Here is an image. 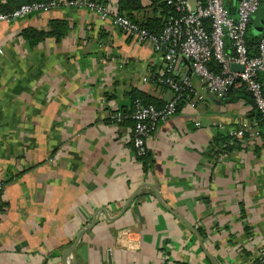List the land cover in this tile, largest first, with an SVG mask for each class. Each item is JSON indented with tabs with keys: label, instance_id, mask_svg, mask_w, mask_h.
<instances>
[{
	"label": "crops",
	"instance_id": "1",
	"mask_svg": "<svg viewBox=\"0 0 264 264\" xmlns=\"http://www.w3.org/2000/svg\"><path fill=\"white\" fill-rule=\"evenodd\" d=\"M225 1L236 15L238 0ZM143 3L139 23L168 19L161 1ZM54 19L69 22L63 39H24L25 28L48 30ZM251 29L264 35V0ZM165 66L163 54L87 9L0 25V264L260 261L264 129L250 99L193 96L152 132L147 163L132 123L109 120L113 103L130 108L134 89L165 104L173 92L143 81ZM184 73L193 74L188 61L176 69ZM243 122L250 128L234 144Z\"/></svg>",
	"mask_w": 264,
	"mask_h": 264
},
{
	"label": "built area",
	"instance_id": "2",
	"mask_svg": "<svg viewBox=\"0 0 264 264\" xmlns=\"http://www.w3.org/2000/svg\"><path fill=\"white\" fill-rule=\"evenodd\" d=\"M176 8L178 15H171L166 20L163 31L159 34L150 32L125 15H121L109 4L94 0H61L49 3L35 2L24 4L10 13L0 12V25L12 24L24 20L36 13L48 12L56 7L87 9L97 14L104 22H109L133 40L136 45H149L163 54L166 66L157 72L156 81L152 75H145L144 82H154L157 86H166L173 96L162 108L154 105L135 104L132 113L134 133L131 141L137 157L148 153L147 143L161 122L167 121L177 113L181 94L176 76L177 67L188 61L193 74L184 73L180 82L194 92L197 99H203L205 93L226 99L231 89L245 88L251 93L261 120L264 121V83L258 78L264 74V35L258 45V55L252 56L247 45L249 24L258 12L263 0H238L236 15H232L225 0H167ZM231 41L233 53L227 51V41ZM219 62L221 74L212 72L208 63ZM232 64L243 66V71H233ZM200 81V85L195 80ZM201 87V89H200ZM199 94V95H198ZM109 120L119 125L126 118L123 109L113 103L110 107ZM250 128L248 123H241L232 135L243 138ZM4 182L0 181V192ZM124 234L120 238L124 244ZM127 250L128 247H121ZM260 261L264 263V251Z\"/></svg>",
	"mask_w": 264,
	"mask_h": 264
},
{
	"label": "trees",
	"instance_id": "3",
	"mask_svg": "<svg viewBox=\"0 0 264 264\" xmlns=\"http://www.w3.org/2000/svg\"><path fill=\"white\" fill-rule=\"evenodd\" d=\"M52 1H61V0H6V2L1 5L0 12L10 13V12H13L14 10L18 9L19 7H21L24 4H31V3H35V2L49 3ZM152 1H154V2L155 1H161L160 4L163 7V9H165L164 14H165V16H167V18H169L171 15H178L179 14L176 12L175 6L172 4H169L167 0H152ZM99 3H102V2H99ZM103 4H107V3H103ZM261 6H262V4L260 5V7ZM144 8H146V5H144L143 0H119V6H118L117 11L119 14L129 17L134 22H136L139 25H141L142 27L148 29L150 32L155 33V34L161 33L163 31V29L165 28L166 21L154 20V22L152 24L150 22H148L149 24L148 23L142 24V23H139L138 21H136L134 19V17H133L134 12L141 11ZM229 10H230V8H229ZM258 12H259V10H258ZM231 14L234 15L233 12H231ZM68 31H69V22L67 20L54 19V20H51L50 27L48 30H38V29L29 27V28H25L22 31V35H23L24 39L32 47H34V46H37L40 43L46 41L49 38H53L57 41H60L61 39L64 38V36L67 35ZM246 39H247V45L249 47L251 55L252 56L258 55V45H259L261 37H259V35H256L254 33L253 29H251V23L249 24V27L247 30V38ZM227 51L230 53L234 52V49L232 48L230 40L227 41ZM208 67L212 72H215L217 74H221L223 71L222 65L219 62H217L216 60H212L211 62H209ZM157 77H158L157 73L153 72L152 81H156ZM172 77L179 83V87L181 88L178 91V93L182 95L181 99L178 102V107H177V111H179V109L181 108L182 105H184L187 101H190L193 99L194 92L190 91L189 88H186V86L180 82L181 79L179 76L173 75ZM258 78L264 83V74H260ZM163 87H166V86H163ZM166 88L169 89V87H166ZM128 94H129V98L131 100V106H130V108H127V107L121 108V109H123V112H124L126 118L119 125L123 127L125 124L129 125V123H132V126H133L132 135H133V133H134V121H133L131 116H132V113L135 109L136 103H141L143 105H154L158 108H162L166 103L164 104L158 98H156V97H154V96H152V95H150L144 91L137 90V89H134L133 91L129 92ZM233 96H236V97L241 96V97L248 98V99L252 100L251 93L249 91H247L245 88L231 89L228 92L227 97H233ZM256 116H257L256 118L258 120H260L259 123H260L261 129H264V121L261 120V117H260V114L258 111H257ZM229 138L234 139L233 140L234 144H236V140H235V137L233 135L232 136L230 135ZM147 154L145 156L138 157V159L141 161H145ZM145 163H147V162L145 161ZM6 206H7V204L4 202V199H3V192H0V215L4 212V210L6 209ZM255 264H263V263L261 261H257Z\"/></svg>",
	"mask_w": 264,
	"mask_h": 264
},
{
	"label": "water",
	"instance_id": "4",
	"mask_svg": "<svg viewBox=\"0 0 264 264\" xmlns=\"http://www.w3.org/2000/svg\"><path fill=\"white\" fill-rule=\"evenodd\" d=\"M231 69L233 70V71H243V66H241V65H238V64H232L231 65ZM238 98V97H237ZM226 100V99H225ZM224 99H221V101H225ZM231 101H233V100H231ZM251 102H252V104H253V106H254V108L256 109V106H255V104H254V102L252 101V100H250ZM257 110V109H256ZM70 253V251L67 253V254H69ZM68 256V255H67ZM65 264H73V262H71V261H69V260H66L65 261Z\"/></svg>",
	"mask_w": 264,
	"mask_h": 264
},
{
	"label": "rangeland",
	"instance_id": "5",
	"mask_svg": "<svg viewBox=\"0 0 264 264\" xmlns=\"http://www.w3.org/2000/svg\"><path fill=\"white\" fill-rule=\"evenodd\" d=\"M257 13H258V12H257ZM257 13H256V14H257ZM256 14H255V15H256ZM254 17H255V16H254ZM196 99H197V98H196ZM197 103H198V102H197Z\"/></svg>",
	"mask_w": 264,
	"mask_h": 264
}]
</instances>
